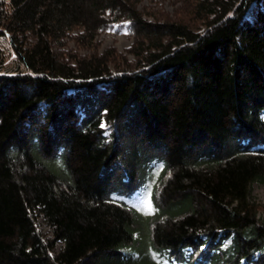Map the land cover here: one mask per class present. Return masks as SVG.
<instances>
[{
  "label": "trees",
  "instance_id": "1",
  "mask_svg": "<svg viewBox=\"0 0 264 264\" xmlns=\"http://www.w3.org/2000/svg\"><path fill=\"white\" fill-rule=\"evenodd\" d=\"M194 11L199 30L132 0H0V264H264V0ZM119 15L150 41L136 67L58 60Z\"/></svg>",
  "mask_w": 264,
  "mask_h": 264
},
{
  "label": "rangeland",
  "instance_id": "2",
  "mask_svg": "<svg viewBox=\"0 0 264 264\" xmlns=\"http://www.w3.org/2000/svg\"><path fill=\"white\" fill-rule=\"evenodd\" d=\"M197 0H132L136 14L141 19L151 23L175 21L184 22L193 30L204 26V19L194 11ZM117 15V14H116ZM115 15H111L109 18ZM118 16V15H117ZM118 20H111L102 29L95 32L93 38H80L82 31L74 28L60 44H53L58 60L65 63H77L78 59L87 60L89 57H101L105 60L110 71H121L134 68L142 54L150 45V41L143 39L133 29L132 22L123 16ZM6 58L3 64H12L15 59L9 38L0 36V57ZM249 200L256 207L257 217L264 218V183L253 182L250 186ZM38 229L44 237H50L49 227L40 217L37 220ZM59 244L55 246L58 250ZM245 264V263H241Z\"/></svg>",
  "mask_w": 264,
  "mask_h": 264
},
{
  "label": "snow or ice",
  "instance_id": "3",
  "mask_svg": "<svg viewBox=\"0 0 264 264\" xmlns=\"http://www.w3.org/2000/svg\"><path fill=\"white\" fill-rule=\"evenodd\" d=\"M102 127H103V125H102Z\"/></svg>",
  "mask_w": 264,
  "mask_h": 264
}]
</instances>
